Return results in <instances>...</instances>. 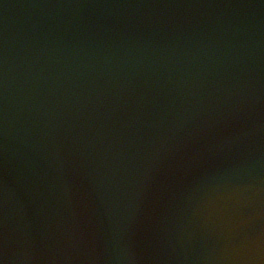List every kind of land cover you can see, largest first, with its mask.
Segmentation results:
<instances>
[{
	"label": "water",
	"instance_id": "water-1",
	"mask_svg": "<svg viewBox=\"0 0 264 264\" xmlns=\"http://www.w3.org/2000/svg\"><path fill=\"white\" fill-rule=\"evenodd\" d=\"M264 0H0V258L259 264Z\"/></svg>",
	"mask_w": 264,
	"mask_h": 264
},
{
	"label": "clouds",
	"instance_id": "clouds-1",
	"mask_svg": "<svg viewBox=\"0 0 264 264\" xmlns=\"http://www.w3.org/2000/svg\"><path fill=\"white\" fill-rule=\"evenodd\" d=\"M260 215H264V212L259 213ZM254 243L256 246V257L255 259L259 262V264H264V230H261L256 237L254 238ZM9 258L7 254H5L2 258H0V264H8Z\"/></svg>",
	"mask_w": 264,
	"mask_h": 264
}]
</instances>
